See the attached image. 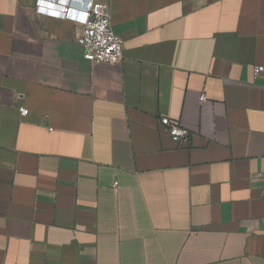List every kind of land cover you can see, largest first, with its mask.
Listing matches in <instances>:
<instances>
[{
  "label": "crops",
  "instance_id": "crops-1",
  "mask_svg": "<svg viewBox=\"0 0 264 264\" xmlns=\"http://www.w3.org/2000/svg\"><path fill=\"white\" fill-rule=\"evenodd\" d=\"M101 1L117 64L0 0V264H264V0Z\"/></svg>",
  "mask_w": 264,
  "mask_h": 264
},
{
  "label": "built area",
  "instance_id": "built-area-1",
  "mask_svg": "<svg viewBox=\"0 0 264 264\" xmlns=\"http://www.w3.org/2000/svg\"><path fill=\"white\" fill-rule=\"evenodd\" d=\"M217 1V0H214ZM35 12L52 19L70 21L78 28L76 41L82 49L83 59L91 65L117 64L122 61L123 41L111 27L109 5L101 0H36ZM264 67H254L255 75ZM200 102H205L201 96ZM19 115L25 117L28 110L20 107ZM160 124L168 136L181 144L188 136L185 129L177 127L168 118ZM264 182V174L262 175ZM116 185V184H115Z\"/></svg>",
  "mask_w": 264,
  "mask_h": 264
}]
</instances>
